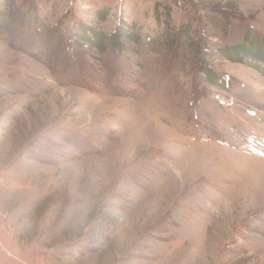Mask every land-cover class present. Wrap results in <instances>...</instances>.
I'll use <instances>...</instances> for the list:
<instances>
[{
	"label": "rangeland",
	"instance_id": "1",
	"mask_svg": "<svg viewBox=\"0 0 264 264\" xmlns=\"http://www.w3.org/2000/svg\"><path fill=\"white\" fill-rule=\"evenodd\" d=\"M8 12L0 264H264V0ZM130 24L142 40L110 46ZM184 27L191 43L145 44Z\"/></svg>",
	"mask_w": 264,
	"mask_h": 264
},
{
	"label": "trees",
	"instance_id": "2",
	"mask_svg": "<svg viewBox=\"0 0 264 264\" xmlns=\"http://www.w3.org/2000/svg\"><path fill=\"white\" fill-rule=\"evenodd\" d=\"M158 12V10H157ZM164 12H166V15H170V9L165 10ZM157 18L159 19V13L156 15ZM36 17H31L27 16L26 19L24 17V20L26 21H30L31 23L36 22ZM16 21L15 19V12H8L6 13V15H0V28L6 26L7 28H10L12 26V24ZM38 22V21H37ZM41 23V22H40ZM84 29H79L78 30V34L80 35V37L82 39H87V41H92L91 39H95L93 37H89V36H85L84 34ZM141 30L139 28H137L136 26H134L133 24L127 25V27H123V29L120 31H118L116 34H112L110 36H107L109 38V45L110 46H114L116 49H118V51H122L124 46V42L125 41H132V42H136L138 43L139 41L142 40V35H141ZM165 37V41L160 42L158 40V38L154 39V40H150V41H145V44L147 46H149V48H155L158 45H178L180 43L179 40H184V42L187 43H191V38L188 32L187 28H181L180 33H174V35H171L170 33H167ZM96 38H98V43L100 46H102L101 44L103 43V45L105 46V48H108L106 41L102 42L103 40L102 35L100 33L96 34ZM105 38V37H104ZM181 38V39H180ZM92 43V42H90Z\"/></svg>",
	"mask_w": 264,
	"mask_h": 264
}]
</instances>
